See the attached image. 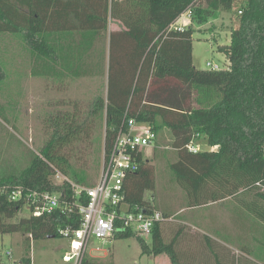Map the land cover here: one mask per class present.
Segmentation results:
<instances>
[{
  "label": "trees",
  "instance_id": "obj_1",
  "mask_svg": "<svg viewBox=\"0 0 264 264\" xmlns=\"http://www.w3.org/2000/svg\"><path fill=\"white\" fill-rule=\"evenodd\" d=\"M186 12L189 25L172 30ZM219 13L230 15V43L218 47L229 67L198 70L192 62L194 25H204ZM109 20L119 21L124 30L109 34L106 98L97 97L84 119L75 106L72 112L50 115L39 154L20 173L0 176V235L23 237L20 264H32V241L62 238L59 231L66 224L76 227L77 215L70 221L57 215H17L32 192L61 191L72 201L68 186L53 181L56 172L91 187L78 164L86 157L98 116L105 123L106 157L124 119H135L155 134L166 127L177 154L170 170L188 207L231 198L264 225V0H0V35L19 38L29 52L34 77L89 76L92 35L106 34ZM67 33H78L79 39L55 38ZM118 73L126 76L118 78ZM200 138L215 149L190 152L188 145ZM134 155L138 168L124 179L122 204L129 212L152 214L154 167L140 151ZM17 187L23 197L11 201ZM146 193L152 195L147 198ZM163 218L154 224L149 244L131 230L116 238L135 237L141 255L165 254L171 264H197L192 251L201 245L196 236L182 225L166 226L168 218ZM205 247L211 262L199 264H257L214 240L206 239ZM81 264L103 263L83 259Z\"/></svg>",
  "mask_w": 264,
  "mask_h": 264
},
{
  "label": "rangeland",
  "instance_id": "obj_2",
  "mask_svg": "<svg viewBox=\"0 0 264 264\" xmlns=\"http://www.w3.org/2000/svg\"><path fill=\"white\" fill-rule=\"evenodd\" d=\"M184 20L188 21L186 17ZM230 31L228 13H219L215 19L204 25H194L192 62L196 69L210 70L206 66L207 63L218 66L220 70L228 69L229 62L226 56L218 51V47L230 43ZM31 65L29 52L18 38L8 34L0 35V176L20 173L29 165L33 156L39 154L46 139V120L50 115L59 111L72 112L75 106L80 111L79 117L84 119V116H88L94 100L90 78L34 77L31 75ZM162 128L164 132L159 145L162 149L158 150L159 154L153 155L158 157L156 166L160 170L158 174L163 177L161 173L168 175V165L176 160L177 154L171 147L172 138L168 139L170 130ZM104 133V119L94 117L89 141L86 143V157L78 164L84 166L88 176L87 183L91 186L98 182L102 171ZM201 146V151L209 150L207 144ZM169 182L166 180L165 184L175 188L173 193L170 187L168 188L169 198L178 201L181 207L189 208L185 192L171 179ZM145 197H150V193H146ZM216 208L228 214L225 215L223 224L242 235L241 246L235 250L227 248L228 251L257 264H264V225L231 198L225 199V202ZM28 216L27 210L22 209L17 219ZM175 225L177 223L169 224L174 227ZM140 237L150 243L149 237ZM22 240L20 234L0 235V252L4 264L20 259ZM30 246L32 264H69L62 261L67 248V241L63 238L32 241ZM97 249L100 250L96 251ZM7 253H10L11 257H8ZM90 256L97 257V260L91 259ZM84 260L88 263L103 264H153L152 257L141 255L140 245L135 237L116 240L111 238L104 241L90 239Z\"/></svg>",
  "mask_w": 264,
  "mask_h": 264
},
{
  "label": "built area",
  "instance_id": "obj_3",
  "mask_svg": "<svg viewBox=\"0 0 264 264\" xmlns=\"http://www.w3.org/2000/svg\"><path fill=\"white\" fill-rule=\"evenodd\" d=\"M182 16L189 19L190 13L186 12ZM176 30L181 31L183 28ZM206 66L212 71L220 70L211 63ZM154 140L155 133L150 127L142 126L135 119H124L107 157L104 155L100 179L95 185L84 187L56 172L53 181L68 186L72 201L66 200L61 191L52 194L32 192L26 195L22 209L27 210L33 217L57 215L70 221L71 216H78L76 227L66 224L65 228L59 231L61 237L67 241L66 251L62 256L64 263L81 264L90 239L104 241L129 230L149 237L154 224L164 220L158 211L152 214L141 210L136 213L129 212L127 206L122 204L124 179L138 168L134 154L150 147ZM187 149L193 153L199 151L193 142ZM22 197L23 189L17 187L11 192L10 200L19 201ZM82 197L86 198V201H80ZM7 256L11 257V254L7 253ZM10 264H20V261H11Z\"/></svg>",
  "mask_w": 264,
  "mask_h": 264
},
{
  "label": "crops",
  "instance_id": "obj_4",
  "mask_svg": "<svg viewBox=\"0 0 264 264\" xmlns=\"http://www.w3.org/2000/svg\"><path fill=\"white\" fill-rule=\"evenodd\" d=\"M184 18L185 16H181L171 29L176 30L181 28L184 29L185 27H187L189 25V20L186 18L188 20L186 21L184 20ZM181 20H184V22L180 23ZM111 22H113L114 24H112ZM122 30H124V28H122L119 21L109 20L108 31L106 34L99 36L95 35V37L94 35H92L91 48L89 50L91 72L89 76L80 77V78L91 79L93 84L94 100L100 96L106 98L107 81H108L109 34L112 32H120ZM61 36L62 34L61 35L57 34L55 35V38L56 37L57 39L63 38L68 41H71L73 39L77 41L79 39L78 33H72V34L67 33L64 36L62 37ZM13 37L17 39V37L15 36ZM125 76H126L125 74L122 75L121 73H118V78H123ZM157 123L158 124L161 123V120L159 118L157 119ZM162 129L163 128L159 129L158 132L155 134V140L153 141L151 146L144 148L140 151L143 159L150 162L155 169L154 209L160 212L161 215L168 218L167 220H165L166 222L164 223L166 226L169 225L170 222H174L177 223L178 225L180 224L183 227L187 228L188 233L195 235L197 241L201 245V247H199L197 250L193 249L192 251V253L196 257L195 260L196 263L197 264L204 263L206 259L209 260L210 263L211 262L209 257L210 255L209 252L206 251L208 249H206L205 247L206 239L209 242L214 240L219 244H221L226 249L228 248L235 250L239 246H241L243 242V239L241 237L242 235H239L237 232L233 231L231 227H227V225L223 224V220L226 216H228V214L221 212L216 208V206L219 207L220 204L225 202V200L195 208H184L179 205L178 201L169 198L168 188L171 186L169 179H171L176 184L174 175L170 170V165L173 164L176 160L168 165L169 168L168 175L161 173V175H163L162 177L160 176V173L158 174V171H160L156 166V160L158 157L155 156L156 154L160 153L158 150L162 149V147L159 146L160 142H162L161 136L164 132V130ZM167 131L169 132V130ZM171 138L172 136L170 134V137L168 139ZM203 144L206 145V142L202 138L193 141L194 147L198 150H201L202 147L201 145ZM214 149L215 148H209V150H214ZM172 150L174 149L172 148ZM171 174L173 177H171ZM166 180L167 182H169L170 186H168L169 184H165ZM174 189L175 188L173 186L170 187V191H172V193L175 191ZM151 195L152 194H150V196ZM237 220L238 219L236 217V221ZM113 239L116 240L117 238L113 237ZM99 250L100 249H97L96 251ZM87 253H88V247L86 249L85 255H87ZM147 257H152L153 264H171L169 257L165 254L158 256H147ZM90 258L97 260V257L90 256ZM184 259L187 261L185 257ZM184 259L182 260L185 261Z\"/></svg>",
  "mask_w": 264,
  "mask_h": 264
}]
</instances>
